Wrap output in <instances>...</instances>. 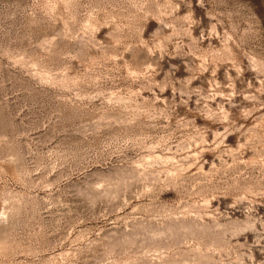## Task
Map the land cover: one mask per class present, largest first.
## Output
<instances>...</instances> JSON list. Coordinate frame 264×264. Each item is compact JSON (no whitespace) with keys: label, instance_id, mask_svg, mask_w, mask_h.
<instances>
[{"label":"rangeland","instance_id":"1","mask_svg":"<svg viewBox=\"0 0 264 264\" xmlns=\"http://www.w3.org/2000/svg\"><path fill=\"white\" fill-rule=\"evenodd\" d=\"M0 264H264V0H0Z\"/></svg>","mask_w":264,"mask_h":264}]
</instances>
